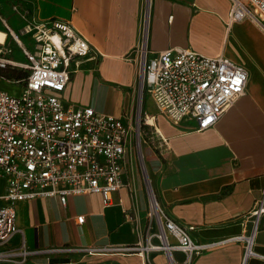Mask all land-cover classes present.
Returning a JSON list of instances; mask_svg holds the SVG:
<instances>
[{
  "label": "crops",
  "instance_id": "0c3cea01",
  "mask_svg": "<svg viewBox=\"0 0 264 264\" xmlns=\"http://www.w3.org/2000/svg\"><path fill=\"white\" fill-rule=\"evenodd\" d=\"M13 1L37 20L69 22L88 40L96 54L80 59L61 100L123 118L131 126L138 116L145 171L161 208L181 225L193 226L194 241H225L190 263L174 251L173 264H264L257 257L244 260V242L227 241L249 231L247 214L264 191L263 29L250 19L230 21V0ZM168 48L224 56L248 71L245 93L212 127L196 131L191 119L173 123L141 91L142 51L153 57ZM143 175L130 145L125 185L111 194L109 204L98 193L68 196L64 206L56 197L16 202L22 235H13L10 244L23 239L30 249H77L31 255L25 264H169L164 252L106 250L144 243L148 192ZM253 251L264 257V215Z\"/></svg>",
  "mask_w": 264,
  "mask_h": 264
},
{
  "label": "built area",
  "instance_id": "2783aa9c",
  "mask_svg": "<svg viewBox=\"0 0 264 264\" xmlns=\"http://www.w3.org/2000/svg\"><path fill=\"white\" fill-rule=\"evenodd\" d=\"M230 21L250 19L264 31V0H230ZM0 31V264H25L40 253L75 248L30 249L24 240L10 244L21 229L16 225V202L56 197L65 205L68 196L98 193L104 204L125 185L128 147L140 151V122L135 127L92 107L65 104L60 97L80 59L96 51L69 22L37 20L18 8L23 23L12 28L1 13ZM22 37L24 40H22ZM22 61L11 57L13 49ZM10 56V57H9ZM26 70L15 77L8 69ZM248 71L230 59L211 57L185 48H168L150 57L141 53L139 83L156 109L173 123L191 119L196 131L212 127L245 93ZM147 186V184H146ZM148 212L144 243L111 246L113 252H164L169 264L180 251L190 263L204 250L221 241L200 243L192 239L193 226L171 219L154 192L147 188ZM264 215V191L247 214L250 229L229 240L245 244L244 260L264 257L253 251L260 218ZM82 222L83 217H78ZM86 251L91 252L90 249Z\"/></svg>",
  "mask_w": 264,
  "mask_h": 264
},
{
  "label": "rangeland",
  "instance_id": "374dc122",
  "mask_svg": "<svg viewBox=\"0 0 264 264\" xmlns=\"http://www.w3.org/2000/svg\"><path fill=\"white\" fill-rule=\"evenodd\" d=\"M1 1H2V4H3V17L5 18L6 22L11 27H15L18 24H20L21 22H23V19L21 18V16L12 9V6L14 4V1L13 0H1ZM20 12H23V11L21 10ZM22 40H24L23 37H22ZM11 48L13 49V51L11 53V57H15L16 56V58H15L16 60L22 61L21 56H19V54L17 53V47L15 46L14 43L11 44ZM14 71H15V73H18V72H21L22 71V74L26 72V70H23V69H20V68H17V69H14V70L8 69L6 71L7 76L15 77L16 74H12ZM138 120H139V117L136 116V120H135V123H134V127H135L136 122ZM141 130H142V128H140V133H141ZM129 147H128V149H129ZM143 150H144V144H143V136H142V133H141V136H140V151L137 152V150L134 149V155H135V158H136V163L140 167V170L141 171H142L141 163L143 164L144 169H145V158H144L143 152H142ZM145 173H146V171H145ZM142 174H143V171H142ZM145 175L146 176L143 175L144 176L143 178H144L145 182H146V180H149L150 181V186H151V188H152V190L154 192V195L156 197L157 202L159 203V200H158L156 191L154 189L153 183L151 182V179L149 178V176H147V173ZM145 177H146V179H145ZM2 193H3V189L0 188V194H2Z\"/></svg>",
  "mask_w": 264,
  "mask_h": 264
},
{
  "label": "water",
  "instance_id": "95a60500",
  "mask_svg": "<svg viewBox=\"0 0 264 264\" xmlns=\"http://www.w3.org/2000/svg\"><path fill=\"white\" fill-rule=\"evenodd\" d=\"M141 168H142V171H143V173H144V176H146L145 174V169H144V166H143V164L141 163ZM145 179H146V177H145ZM146 183H147V188H149V190H151L152 192H153V190H152V188H151V186H150V181L149 180H146Z\"/></svg>",
  "mask_w": 264,
  "mask_h": 264
},
{
  "label": "bare ground",
  "instance_id": "6f19581e",
  "mask_svg": "<svg viewBox=\"0 0 264 264\" xmlns=\"http://www.w3.org/2000/svg\"><path fill=\"white\" fill-rule=\"evenodd\" d=\"M5 37L4 32L0 31V41H2ZM150 122H153V120H150Z\"/></svg>",
  "mask_w": 264,
  "mask_h": 264
},
{
  "label": "trees",
  "instance_id": "16d2710c",
  "mask_svg": "<svg viewBox=\"0 0 264 264\" xmlns=\"http://www.w3.org/2000/svg\"><path fill=\"white\" fill-rule=\"evenodd\" d=\"M4 73H6V71H4ZM12 74H16L17 75V73H15V71Z\"/></svg>",
  "mask_w": 264,
  "mask_h": 264
}]
</instances>
